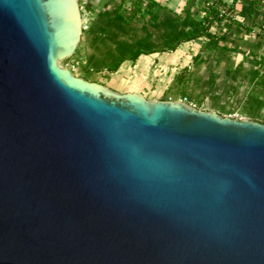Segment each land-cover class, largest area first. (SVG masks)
<instances>
[{
	"label": "water",
	"instance_id": "obj_1",
	"mask_svg": "<svg viewBox=\"0 0 264 264\" xmlns=\"http://www.w3.org/2000/svg\"><path fill=\"white\" fill-rule=\"evenodd\" d=\"M78 0H0V264H264V123L63 63Z\"/></svg>",
	"mask_w": 264,
	"mask_h": 264
},
{
	"label": "rangeland",
	"instance_id": "obj_2",
	"mask_svg": "<svg viewBox=\"0 0 264 264\" xmlns=\"http://www.w3.org/2000/svg\"><path fill=\"white\" fill-rule=\"evenodd\" d=\"M78 1L81 6L83 24L85 23L86 29L83 32L81 43L75 56L63 63L77 77L91 82L94 78L89 76L88 73L104 71L105 67L113 70L122 58L131 57L139 50L152 51V54H158V58L153 59L152 57H148L145 59L146 64L149 63L148 61L156 62L155 67L150 72L144 66L143 69L139 63L138 67L133 68L132 72H124L125 86H122L121 89L117 83L115 85L120 91L131 90L133 84H136L135 81L137 83L140 81L153 84L155 83L154 79H156L161 80L163 85L166 83V79H168V84H171L175 76L181 75L182 70L177 71L174 66L177 57V46L174 47L176 45V38L173 34L177 26L170 20V15L166 23L152 20L145 23L141 21L137 23H125L116 18H110V20L103 19L101 0L100 2H96V0ZM188 26H191V24ZM236 41L241 51H239V56H232L233 61H240V59L246 61L249 64L248 68L250 71L251 67L256 68V70H253L256 75L249 74L247 78L250 79V82L246 86H242L241 90L232 91L229 94V102L231 104L227 110L219 111V115L264 123V36L258 39L253 34L247 36L246 39L243 38L242 41L239 39H236ZM197 43L202 42L198 41ZM197 43H191L190 49L193 48V51L197 52L199 47ZM184 51H186V47ZM160 59H162V62L167 63V66L163 70L159 67ZM139 61L141 62L142 60ZM111 74L113 75V73ZM107 77L109 79L108 84L112 86L110 84L111 80L117 79L116 76ZM169 90L171 89L169 88ZM182 95L183 92L179 90L176 92L175 98H181ZM153 96H150V98ZM158 97H161V95ZM240 99L241 104L239 105Z\"/></svg>",
	"mask_w": 264,
	"mask_h": 264
},
{
	"label": "crops",
	"instance_id": "obj_3",
	"mask_svg": "<svg viewBox=\"0 0 264 264\" xmlns=\"http://www.w3.org/2000/svg\"><path fill=\"white\" fill-rule=\"evenodd\" d=\"M187 1L188 0H144L143 7L151 4H153L154 7L150 10V12H143L144 18L139 19L133 15L135 11L133 6L134 3H136V0H124L123 3L121 0H101V14L103 19L110 20V18H116L125 23H137L140 21L145 23L149 20L166 23L167 18L170 15V20L177 26L176 31L173 34V36L177 38L181 36L185 30H187L188 25L191 24V27L195 28V26L204 19V15L195 9L201 0H191V3L186 8V11L181 14ZM96 2H100V0H96ZM224 2L227 5H231L233 0H224ZM237 7L239 10L241 9L240 6ZM176 15H181L179 22H176L175 20ZM231 19L244 26V29L239 31L234 27L231 28L229 35L233 39H239L242 41V39H246L247 36L255 34L256 37V35L259 34L260 30L258 28H252V32L247 34L246 31L250 27L243 17L232 16ZM190 20L191 23H189ZM228 27V22H226L221 27L222 32H225ZM193 31L196 33L195 29ZM198 41H201L202 43H197ZM191 43L199 44L197 52L193 51V48L190 49ZM185 47L186 51H184ZM201 50V59L198 63L193 64V57H195ZM157 55V53L152 55H143L139 57L136 62H124L120 65L119 69L113 73V75L109 72L111 71L109 67H105L104 71H96V73H88V75L94 78V80L91 82L106 86L118 93H136L150 100L155 99L167 101L170 97H175L176 92L181 90L183 92L182 97H188L192 103L197 105L198 109L201 107V109L205 111H213L218 114H220L219 111L227 110L228 106L231 104V102H229V94H231L232 91L234 92L241 90L243 88L242 86L244 85L246 86L247 83L250 82V79L247 78L249 74L256 75V73L253 71L256 70V68L251 67L250 71L248 68L249 64L246 61L242 59H240V61H233L232 56H239L240 52L225 51L221 49L212 39L203 38L197 41L181 43L176 48L177 63L175 62L174 66L177 71L182 70V72L180 75L181 77L175 76L171 81V84H168V79H166V83L163 85L161 80L154 79L155 83L153 84L140 81L137 83V81H135L136 84H133L131 87L132 89L127 91H120L115 87V85L118 84L119 88L121 87L122 89V86H125L124 82H126L124 79V72H132L133 68L138 67L139 63L142 65L141 67L143 69L145 67V69L151 72L153 67H155L156 62L148 61L149 63L146 64L145 59L148 57H152L153 59L158 58ZM139 60L142 61L140 62ZM161 60L162 59L159 61V67L163 70L167 66V63L162 62ZM246 70L248 71L245 72ZM107 76H116L117 79L111 80L110 84L112 86L108 84L109 79ZM257 81L259 80L257 79ZM169 88L171 90L168 91ZM159 95H161V97H158ZM150 96L153 97L150 98ZM234 104L236 105L235 101ZM238 104H241V99L239 100Z\"/></svg>",
	"mask_w": 264,
	"mask_h": 264
},
{
	"label": "trees",
	"instance_id": "obj_4",
	"mask_svg": "<svg viewBox=\"0 0 264 264\" xmlns=\"http://www.w3.org/2000/svg\"><path fill=\"white\" fill-rule=\"evenodd\" d=\"M123 3L124 0H121ZM191 3V0L186 2L185 7L182 10L183 14L186 11V8ZM144 0H136L134 3V13L133 15L136 18L143 19V12H150L154 7L153 4L144 6ZM237 6H240L239 10ZM81 8V6H80ZM195 9L204 15V19L198 23L195 28L188 26L187 30L181 34V36L176 38V45L178 47L181 43H187L191 41H197L199 39L207 38L212 39L216 44L225 51H234L239 52L241 48L237 45V41L233 39L229 34L232 27L236 30L244 29V26L236 23L231 19L232 16H241L246 20V23L249 24L247 29V34L252 32V28H258L259 34L256 35V38L261 39L264 36V31L262 30V25L264 24L263 14V5L262 0H233L231 5H227L224 0H201V2L195 7ZM224 12V14H222ZM82 14V12H81ZM263 18V19H262ZM181 15H176V22H179ZM228 22V29L225 32H222V26ZM191 23V20L189 21ZM196 30V33L193 30ZM84 32V31H83ZM152 54V51L139 50L135 55L131 57L122 58L116 67L109 71L110 73L116 72L120 65L127 61L136 62L139 57L143 55ZM202 50L193 57V64H196L201 59ZM85 80V79H84Z\"/></svg>",
	"mask_w": 264,
	"mask_h": 264
},
{
	"label": "built area",
	"instance_id": "obj_5",
	"mask_svg": "<svg viewBox=\"0 0 264 264\" xmlns=\"http://www.w3.org/2000/svg\"><path fill=\"white\" fill-rule=\"evenodd\" d=\"M262 5H263V9H262V11H263V14H262V16H263V18H264V0H262ZM222 14H224V12H222ZM262 18V19H263ZM262 30L264 31V24L262 25ZM86 28H85V25L83 24V31L85 30ZM168 101H180V102H183V103H185V104H187V105H190V106H192V107H194V108H197V105L196 104H194V103H192L190 100H189V98L188 97H186V96H183V97H181V98H175V97H170L169 99H168ZM198 109V108H197Z\"/></svg>",
	"mask_w": 264,
	"mask_h": 264
},
{
	"label": "bare ground",
	"instance_id": "obj_6",
	"mask_svg": "<svg viewBox=\"0 0 264 264\" xmlns=\"http://www.w3.org/2000/svg\"><path fill=\"white\" fill-rule=\"evenodd\" d=\"M84 25H85V23H84Z\"/></svg>",
	"mask_w": 264,
	"mask_h": 264
}]
</instances>
